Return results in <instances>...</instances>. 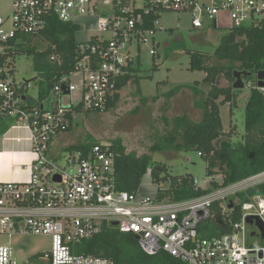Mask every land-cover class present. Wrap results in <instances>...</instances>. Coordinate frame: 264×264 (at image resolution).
Masks as SVG:
<instances>
[{
	"label": "built area",
	"instance_id": "built-area-1",
	"mask_svg": "<svg viewBox=\"0 0 264 264\" xmlns=\"http://www.w3.org/2000/svg\"><path fill=\"white\" fill-rule=\"evenodd\" d=\"M164 13L189 15L194 29L206 23L218 25L220 17L227 15L231 28H238L264 21V0L209 4L199 0H11L7 12L0 10V119L9 123L2 138L13 144L27 143L33 156L28 182L0 183V240L15 235L51 238L52 249L42 257L47 264H115L111 258L85 253L82 246L106 225L117 222L115 227L134 234L149 256L166 252L186 264H264V239L250 223L264 224V196H254L250 206L254 212L236 205L239 195L264 185V171L229 185L221 174L209 176L210 188L203 189L195 181V190L207 191L203 196L167 202L159 199L160 187L154 183L151 168L138 192L118 189L117 154L111 145L95 144L86 153L70 151L63 165L49 156L53 141L67 133L68 114L74 118L79 106L86 112H104L120 93L121 79L137 69L143 48L152 47L153 57L158 54L155 34ZM55 19L75 26L77 32L87 28L81 20L95 23L88 43L76 41L75 69L55 84L48 111L47 102L29 104L31 85L16 80L14 61L25 39L39 37ZM50 60L62 64L58 55ZM64 85L68 95L63 94ZM257 89L264 93V88L257 85ZM75 92L81 96L79 103L72 97ZM230 203L234 204L231 209ZM215 204L224 215L241 206L240 221L232 224V233L201 239L199 226L214 216ZM248 233H257L252 236L262 244L248 246ZM0 264H20L10 247L2 244Z\"/></svg>",
	"mask_w": 264,
	"mask_h": 264
},
{
	"label": "rangeland",
	"instance_id": "rangeland-1",
	"mask_svg": "<svg viewBox=\"0 0 264 264\" xmlns=\"http://www.w3.org/2000/svg\"><path fill=\"white\" fill-rule=\"evenodd\" d=\"M10 3L11 0H0V10L7 12ZM80 22L86 23L87 28L85 32H77L76 41L86 44L94 34L90 30L95 22L93 19ZM246 26H250V22ZM221 30L209 25L206 31L197 32L192 28L188 15L162 14L155 34L158 54L153 57L150 55L152 47L143 48L136 64L138 73L120 92V99L112 109L106 112L83 110L74 116L70 133L63 136L64 142L68 144L66 148L112 145L120 141L126 156L148 158L152 163L164 164L170 175L191 176L203 189L210 188L205 159L196 150L183 148L181 135L186 121H201L202 102L211 90V86L203 82L206 73L191 70V56L202 54L207 65H217L214 52L221 40ZM32 43L36 44L38 50H43V41L34 40ZM14 62L15 78L18 82L30 83L27 95L29 104L35 106L38 102L39 75L34 70L33 60L26 53H20ZM218 84L220 87H229L234 83L222 74ZM253 88H257V76L256 79L245 81V88L237 92V106L229 103L221 106L224 138L232 136L233 144L243 143L245 106ZM72 97L78 103L81 101L78 92L73 93ZM62 143L60 146H63ZM69 156L70 151L61 150L57 160L63 165L65 157ZM160 187L166 189L168 185L162 183ZM153 193L151 190L150 194ZM243 194L245 197L236 199V205L254 212L255 208L250 207L254 195L248 198L246 193ZM247 236L248 246L262 244L260 238L249 233ZM0 244L10 247L20 264H47L42 257L52 249L51 238L40 235L5 236Z\"/></svg>",
	"mask_w": 264,
	"mask_h": 264
},
{
	"label": "trees",
	"instance_id": "trees-1",
	"mask_svg": "<svg viewBox=\"0 0 264 264\" xmlns=\"http://www.w3.org/2000/svg\"><path fill=\"white\" fill-rule=\"evenodd\" d=\"M149 28L154 29L152 23ZM77 28L71 24H63L56 19L39 37L25 39L21 45L22 54L26 53L33 60L35 72L39 75L38 102L45 103L51 96L55 84L66 75L72 73L77 63V44L75 40ZM34 40L43 41V50L33 45ZM58 55L62 64L52 63L50 57ZM191 70L206 73L203 80L211 86V90L202 102L203 116L199 123L185 122L183 124V148L196 150L207 163V176H224V184L229 185L241 179L264 171V93L259 89H251L246 103L245 133L242 144H233L232 136L225 139L221 106L229 103L237 106V92L233 84L220 87L219 77L225 74L234 83V72L251 73L244 76L245 81L256 79L258 72L264 71V21L251 26L231 28L221 38L215 48L214 57L218 64L209 66L202 54H192ZM138 68L130 70L121 79L118 90L121 92L138 73ZM222 101H220V99ZM120 99L117 93L110 100L104 112L112 109ZM220 101V102H219ZM83 111L82 106L74 112ZM71 131L73 114H68ZM9 130V123L0 119V139ZM117 154L115 169L117 187L119 190L134 194L138 192L143 177L149 168L152 169L154 182L159 185L166 183L168 187H160L159 199L167 202H179L201 197L207 193L195 190L196 179L191 176H172L168 167L160 163H152L148 158L126 156L120 141L111 145ZM93 145H77L69 151L88 152ZM178 147V146H177ZM216 187V185H215ZM264 196V185L255 187L246 196ZM245 197L239 195V199ZM242 207L236 206L232 214L224 215L219 204L214 205V216L199 226V237L211 239L232 233V224L240 221ZM85 253L95 256L108 257L115 264H186L166 252L154 256L147 255L134 234H124L113 225H106L100 235L82 246Z\"/></svg>",
	"mask_w": 264,
	"mask_h": 264
},
{
	"label": "crops",
	"instance_id": "crops-1",
	"mask_svg": "<svg viewBox=\"0 0 264 264\" xmlns=\"http://www.w3.org/2000/svg\"><path fill=\"white\" fill-rule=\"evenodd\" d=\"M203 2H219L220 0H201ZM189 16V15H188ZM190 17V16H189ZM209 25L214 29H231L230 20L227 15H222L219 19L218 25L214 23H206L205 27L202 29H193L197 32L206 31L209 28ZM222 31V30H221ZM215 32V31H214ZM210 33H213L210 32ZM209 33V34H210ZM221 38L227 33V31H222ZM219 36V35H217ZM76 37V36H75ZM29 100V97H28ZM74 120V119H73ZM70 133L62 134L59 139H55L51 144L49 156L57 160L59 157V153L61 150L69 151L66 146L63 136ZM15 137V134L12 136ZM63 142V146H60V143ZM61 158V157H60ZM33 162V156L28 150L27 143H17L13 144L12 142L3 141V138L0 139V183L1 182H18V183H26L30 179L31 175V164Z\"/></svg>",
	"mask_w": 264,
	"mask_h": 264
},
{
	"label": "water",
	"instance_id": "water-1",
	"mask_svg": "<svg viewBox=\"0 0 264 264\" xmlns=\"http://www.w3.org/2000/svg\"><path fill=\"white\" fill-rule=\"evenodd\" d=\"M244 76L251 77L252 74L251 73H245V72H239V71L234 72L235 82L233 84V88L235 90H242L245 88V81L243 79ZM257 85L259 88H264V71L258 72V74H257ZM63 94L64 95L69 94V90H68V87L66 85L63 86ZM51 102H52V97H50L47 101L46 110H48V111L50 110ZM233 207H234V204L230 203L229 208L231 209ZM250 223L252 225H255L256 227H258L260 229L262 238L264 239V224L258 220H252V221H250ZM117 224H118L117 222L113 223V226H117ZM252 235L257 236V233H252Z\"/></svg>",
	"mask_w": 264,
	"mask_h": 264
}]
</instances>
